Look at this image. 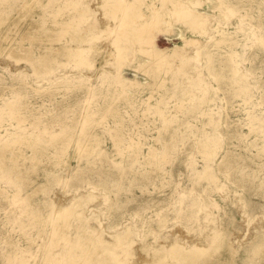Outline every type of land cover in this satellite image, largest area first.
Here are the masks:
<instances>
[{
	"label": "rangeland",
	"instance_id": "obj_1",
	"mask_svg": "<svg viewBox=\"0 0 264 264\" xmlns=\"http://www.w3.org/2000/svg\"><path fill=\"white\" fill-rule=\"evenodd\" d=\"M113 258L264 264V0H0V264Z\"/></svg>",
	"mask_w": 264,
	"mask_h": 264
},
{
	"label": "bare ground",
	"instance_id": "obj_2",
	"mask_svg": "<svg viewBox=\"0 0 264 264\" xmlns=\"http://www.w3.org/2000/svg\"><path fill=\"white\" fill-rule=\"evenodd\" d=\"M2 146H3V147H7L8 145L3 144ZM3 147H1V148H3ZM7 148H8V147H7ZM7 148H5V149H7ZM3 151H4V150H3ZM67 210H68V208H65L63 214H61V215H64V213L67 212ZM65 217H66V216H65ZM114 261H115L114 258H113V259H108V260L105 261L103 264H111V263H114Z\"/></svg>",
	"mask_w": 264,
	"mask_h": 264
}]
</instances>
